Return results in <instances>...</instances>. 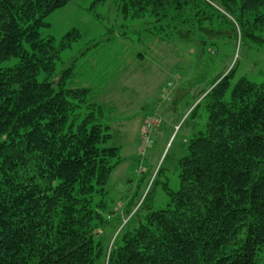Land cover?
Listing matches in <instances>:
<instances>
[{"label": "trees", "instance_id": "trees-1", "mask_svg": "<svg viewBox=\"0 0 264 264\" xmlns=\"http://www.w3.org/2000/svg\"><path fill=\"white\" fill-rule=\"evenodd\" d=\"M68 1L0 0V264H264V81L231 83L233 67L182 121L204 113L174 164L177 188L162 182L165 205L150 209L146 192L137 224L104 244L120 148L75 60L55 70L78 31L40 34ZM118 11L146 21L151 53L179 41L199 55L226 40L264 44V0H119Z\"/></svg>", "mask_w": 264, "mask_h": 264}, {"label": "rangeland", "instance_id": "rangeland-1", "mask_svg": "<svg viewBox=\"0 0 264 264\" xmlns=\"http://www.w3.org/2000/svg\"><path fill=\"white\" fill-rule=\"evenodd\" d=\"M118 3L69 0L51 12L45 18L47 25L40 29L41 36H51L56 42L69 30L78 31L79 39L61 51L55 70L75 60V77L86 80L91 85L90 97L106 106L104 122L110 124L112 140L120 148L122 162L111 172L106 187L105 201L112 212L105 214L109 223L102 241L109 245L128 219L126 227L137 224L136 216H130L146 192L150 209H156L167 201L162 182L167 179L169 188H177L174 164L184 155L185 141L204 113L198 109L194 119L182 121L213 79L233 67L231 83L239 77L264 81V44L226 40L199 55L195 44L179 41L163 43L151 53L140 41L146 21L122 18ZM142 51V58L135 56ZM147 120L152 124L144 131ZM159 166L158 183L151 185ZM126 207L131 210L129 216Z\"/></svg>", "mask_w": 264, "mask_h": 264}, {"label": "built area", "instance_id": "built-area-1", "mask_svg": "<svg viewBox=\"0 0 264 264\" xmlns=\"http://www.w3.org/2000/svg\"><path fill=\"white\" fill-rule=\"evenodd\" d=\"M151 120H147L146 121V124H145V127H144V131L151 125Z\"/></svg>", "mask_w": 264, "mask_h": 264}]
</instances>
